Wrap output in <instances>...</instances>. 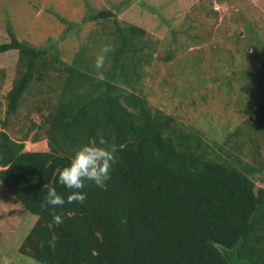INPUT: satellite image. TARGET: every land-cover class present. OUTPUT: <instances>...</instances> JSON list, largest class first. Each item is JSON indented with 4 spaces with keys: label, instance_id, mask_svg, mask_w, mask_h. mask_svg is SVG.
Wrapping results in <instances>:
<instances>
[{
    "label": "trees",
    "instance_id": "16d2710c",
    "mask_svg": "<svg viewBox=\"0 0 264 264\" xmlns=\"http://www.w3.org/2000/svg\"><path fill=\"white\" fill-rule=\"evenodd\" d=\"M53 14L62 23L59 38L77 31L80 22ZM82 20L95 29L67 60L58 37L35 45L7 27L8 40L0 42V54L17 52L5 113L17 111L36 76L45 88L35 107L39 121L19 140L6 130L7 116L0 120V185L37 216L19 255L40 264H264V187L253 180L256 169L264 170V98L253 102L254 118L219 139L238 153L248 147L256 168L237 165L149 104L139 89L153 58L143 28L120 22L109 8ZM105 46L110 51L97 69L95 56ZM92 48L97 55H87ZM98 136L115 148L106 187L86 182V200L58 207L63 223L56 225L50 207L42 206L44 191L55 186L67 194L58 169Z\"/></svg>",
    "mask_w": 264,
    "mask_h": 264
},
{
    "label": "rangeland",
    "instance_id": "374dc122",
    "mask_svg": "<svg viewBox=\"0 0 264 264\" xmlns=\"http://www.w3.org/2000/svg\"><path fill=\"white\" fill-rule=\"evenodd\" d=\"M100 8L148 33L153 58L143 67L139 89L149 104L197 131L215 152L255 169L247 146L238 153L221 140L254 118V103L264 98V55H258L264 44V0H0V42L8 40L7 27L18 40L35 45L57 38L62 23L53 13H58L80 22L77 31L58 37L60 55L70 59L95 29L82 18ZM16 60V50L0 54V120L7 116L6 130L19 140L39 121L35 107L42 106L45 88L37 87L36 76L31 87L39 94L29 90L17 111L7 115L5 94ZM256 170L255 187H264V170ZM36 218L0 185V264H40L17 252Z\"/></svg>",
    "mask_w": 264,
    "mask_h": 264
},
{
    "label": "clouds",
    "instance_id": "9594fccd",
    "mask_svg": "<svg viewBox=\"0 0 264 264\" xmlns=\"http://www.w3.org/2000/svg\"><path fill=\"white\" fill-rule=\"evenodd\" d=\"M108 51L110 46H105L96 57L94 65L97 69L103 67L104 53ZM115 160V148L103 136H98L91 143L85 142L75 149L67 162L57 171V183L68 190L67 194L62 195L55 186L47 187L44 191L42 206L50 207L56 225L63 223V216L56 211L58 207L65 203H83L86 200L87 194L83 191L86 182L90 181L101 189L106 187Z\"/></svg>",
    "mask_w": 264,
    "mask_h": 264
}]
</instances>
